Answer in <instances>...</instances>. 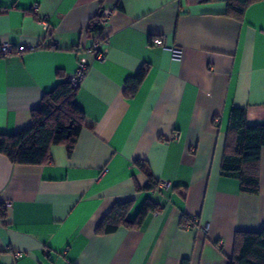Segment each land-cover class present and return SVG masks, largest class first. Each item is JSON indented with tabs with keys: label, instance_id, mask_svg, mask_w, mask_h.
Returning a JSON list of instances; mask_svg holds the SVG:
<instances>
[{
	"label": "crops",
	"instance_id": "0c3cea01",
	"mask_svg": "<svg viewBox=\"0 0 264 264\" xmlns=\"http://www.w3.org/2000/svg\"><path fill=\"white\" fill-rule=\"evenodd\" d=\"M102 7L111 15L99 61L88 52L98 32L87 30L98 0H0V43L36 45L0 56V134L31 123L57 72L69 77L78 63L88 67L75 96L85 124L70 156L64 145L52 146L44 165L0 154L7 203L0 264H227L235 233L264 227V147L258 194L220 175L231 109L264 125V0L241 21L226 16L221 1L104 0ZM154 37L179 47L181 59L153 45ZM143 65L139 89L124 97L126 79ZM137 160L170 186L147 190ZM127 200L130 218L147 200L157 208L140 229L96 234L113 203ZM183 218L209 229L184 226Z\"/></svg>",
	"mask_w": 264,
	"mask_h": 264
},
{
	"label": "trees",
	"instance_id": "16d2710c",
	"mask_svg": "<svg viewBox=\"0 0 264 264\" xmlns=\"http://www.w3.org/2000/svg\"><path fill=\"white\" fill-rule=\"evenodd\" d=\"M100 3L99 13L89 20L87 30L102 31L100 13L104 0ZM221 1L226 4L225 15L241 21L249 5L260 0H205ZM120 7V5H119ZM97 34V35H98ZM148 65L125 81L124 97H133L143 82ZM55 87L43 94L39 104L30 111L31 123L12 134H0V154L14 164L44 165L51 160L50 149L54 145H64L70 156L79 134L85 124V114L75 103L77 88H73L62 72ZM264 147V125L247 123L246 111L233 107L229 114L226 141L220 165V175L237 179L239 190L243 194L256 195L260 190L259 159ZM135 165L147 178L146 189L156 191V179L144 161H135ZM132 201H116L98 223L95 233L107 234L120 227L140 229L146 217L157 208L147 200L135 217L128 216ZM7 208L0 204V220L6 216ZM190 219L183 218L184 224ZM227 264H264V227L259 231H239L234 235L233 253Z\"/></svg>",
	"mask_w": 264,
	"mask_h": 264
},
{
	"label": "built area",
	"instance_id": "2783aa9c",
	"mask_svg": "<svg viewBox=\"0 0 264 264\" xmlns=\"http://www.w3.org/2000/svg\"><path fill=\"white\" fill-rule=\"evenodd\" d=\"M32 11L37 10V4H33L31 6ZM100 21L101 25L103 28L105 25L108 23L111 15V11L108 8H103L101 13H100ZM39 21L43 27V30L45 33H48L49 26L46 23V20L44 17H40ZM52 45H55L56 42L54 40L51 41ZM105 44H106V37L103 35V32L101 31L94 39L91 47L88 49V52L93 56L94 59L96 60H103L106 56V49H105ZM152 44L155 46H160L164 49H167L170 53V57L172 60L179 61L182 56V51L179 47L172 46V47H167L163 41V37H154L152 39ZM36 45H20L17 48H14L10 43L4 42L0 43V56L2 57H11V55L17 51L19 53L23 52L24 50H31L34 49ZM87 64L86 63H78V66L75 70V72L68 77V81L71 83L73 88H78L83 81L86 72H87ZM175 137V136H173ZM157 190H162L163 188H167L170 186V183L165 180H158L156 182ZM2 202H0L1 204ZM3 205L7 208V203H3ZM1 222V220H0ZM184 226H194L197 230L201 232H207L209 229L208 224H197L195 219H192L188 221L187 223L184 224Z\"/></svg>",
	"mask_w": 264,
	"mask_h": 264
}]
</instances>
